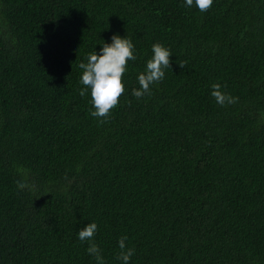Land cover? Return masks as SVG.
I'll return each instance as SVG.
<instances>
[{"label":"trees","instance_id":"16d2710c","mask_svg":"<svg viewBox=\"0 0 264 264\" xmlns=\"http://www.w3.org/2000/svg\"><path fill=\"white\" fill-rule=\"evenodd\" d=\"M113 34L136 60L105 119L78 65ZM91 221L106 264L122 236L130 264H264V0H0V264H96Z\"/></svg>","mask_w":264,"mask_h":264},{"label":"clouds","instance_id":"9594fccd","mask_svg":"<svg viewBox=\"0 0 264 264\" xmlns=\"http://www.w3.org/2000/svg\"><path fill=\"white\" fill-rule=\"evenodd\" d=\"M214 0H183L188 8H197L200 11H207L213 4ZM97 52L95 49L85 57L86 62L81 61L78 65L82 70L79 83L83 85L80 89V95L86 96L90 92L91 99L89 103L93 106L91 115L98 118H107L110 110L119 103V98L125 92V84L122 77L128 71V62L136 60L135 44L126 35L113 34L111 42L103 43ZM152 56L146 61L143 71L137 75L138 88L132 89V95L141 98L151 93V86L161 81L165 77V69L170 67V58L172 52L169 48L161 43H154L152 46ZM184 66L183 63L180 64ZM210 95L215 102L221 106L234 104L238 97L222 91L220 83L211 85ZM32 181L27 178H20L17 181L19 188L30 187ZM98 225L95 221L87 223L78 232V239L88 242L87 252L95 258L96 264H106L101 249L94 241ZM128 237L119 238L118 246L120 252L117 259L121 264H130L135 249L126 245Z\"/></svg>","mask_w":264,"mask_h":264}]
</instances>
